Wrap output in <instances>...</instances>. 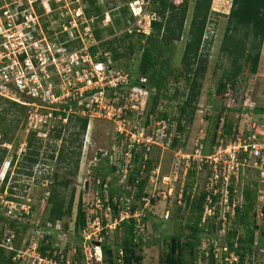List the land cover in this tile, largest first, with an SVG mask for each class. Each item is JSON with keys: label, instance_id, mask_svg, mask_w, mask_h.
Returning <instances> with one entry per match:
<instances>
[{"label": "rangeland", "instance_id": "rangeland-1", "mask_svg": "<svg viewBox=\"0 0 264 264\" xmlns=\"http://www.w3.org/2000/svg\"><path fill=\"white\" fill-rule=\"evenodd\" d=\"M124 1H100L104 5L105 19L104 24L101 27L99 26V28L106 27V25L112 26L116 32L115 35L124 31V26L118 23L122 21L121 14L118 9L114 8L124 3ZM3 2L4 0H0V5ZM190 4L192 5V1ZM231 5L232 0H213L212 2V15L206 33V40L211 43L205 45L206 50L203 52L208 58L207 71L205 78L201 81V90L197 101L198 110L191 124L187 125L185 121L183 122V131L178 130L177 119L180 116L179 102L184 100L186 95L189 94V86H187L184 78H181L176 84H171V90L168 94L171 95L176 88L179 89L176 94L177 99L173 101L162 100L159 104L158 111L161 113L166 112L170 115L165 120V124L157 119V114L148 115L147 98L150 92L147 96L144 94H129L127 97L126 102L128 105L126 107L136 104V101L140 103L139 106L136 105L137 109H130L128 113L127 132L129 134L134 133L141 141H145V139L150 137L153 141L150 151L146 152L143 146H137V149L132 148L130 143L131 135L121 136L117 131L118 126L113 120L107 119L108 117L89 118L87 132L83 137L78 175L75 178H70V187L63 191L68 200L72 189H75L73 216L59 222L55 227V231L59 232L63 228L67 234L71 235L68 238H64V240L61 238L59 241L62 242L59 245L71 257L78 253L75 256L77 264H91V262L102 264L95 258L87 260V257L91 256L89 251L83 252L82 246L84 242L79 238L83 239V233L78 236L75 232L74 223L80 201L89 222L92 224L94 222L99 223L98 226L95 224L89 229L91 235V240L88 244L90 245V252H96L92 247L93 244L100 245L105 239L112 241L115 237L116 228L111 224L113 222L111 213L107 212L106 207L102 206V204L99 206L96 200V179L100 173H105L106 169L115 167L114 175L118 177V186H126L127 179L124 177L127 173L126 171L135 172V169L141 165V161L130 164L131 159L128 155L132 154L134 150L139 155H142L143 165L140 172L142 178L147 176V171H145L147 167H144V164H146L145 156H147V159L148 157L151 159L152 168L147 179V192L151 198V203L143 211L144 221L142 225L144 228L141 235L145 246L143 247L144 260L142 264H159L160 259L167 251L166 245L169 241L166 240L167 234L173 233L179 227L183 229L184 233H190L187 226L192 224L196 217V212L193 211L192 206L197 203L203 193H206L207 181L213 171L210 158L215 154L216 144L223 139H225L226 143L231 140V135L224 134L223 120L226 122L229 118L231 125L244 129L249 118L247 115H242L245 114L242 110L245 107L243 104L253 105L254 109H264V42L260 52L257 72L251 74L246 68L239 76L234 89L228 88L229 90L225 96L219 91L220 81L230 69V63L226 54L221 51V46L228 25L227 15L230 12ZM81 7L83 8L82 5ZM74 8V5L69 6L70 10ZM66 11L63 8H57L52 14L41 15L39 19L40 31L37 34V38L43 41L46 50H48L46 47L48 45L50 50L54 52L53 45L56 44L57 47H61L65 43L63 39H66L65 34L67 33L64 30V26L69 17ZM192 11L193 8H190L188 23L192 17ZM130 24L135 26L137 23L131 21ZM102 35L105 39L114 37V35H109L105 30ZM76 46L77 44H73L71 48L74 49ZM183 47L184 42H180L177 45L178 53L176 59L178 61L181 58ZM138 58L139 53L130 60L123 59L116 64L121 65L124 71L134 77L137 76L135 71ZM179 68L181 69V67ZM52 78H54L52 81L57 85L59 81L55 77ZM122 93L124 92L110 93L109 97L120 101ZM19 100H22V98ZM216 106L228 109L224 110L223 113L221 112L223 120L219 122V125L217 124L219 112L214 109ZM232 107L235 109L232 110ZM41 108L44 107L42 106ZM248 112L253 113L254 120L259 121L264 118V113L251 110ZM25 121L23 110L18 107H11L8 101L0 98V156L5 155V160L0 167V213L8 219L16 220L19 223L15 224L14 227L15 229L17 228L19 244L23 247L27 238L30 234H33L36 227L49 224L46 219L48 210L47 199L43 197L46 196L51 185L52 177L58 174L62 178L73 167V165L68 167L66 164L59 163L57 157L59 149L62 147V142L55 141L52 138L49 139L48 137L49 130L52 129L51 134H54L63 127L59 119H51L49 124L44 127L42 126L43 124L33 120L32 122L27 121V123ZM147 121L148 124H146ZM36 129L38 132L41 131V135H37L39 142L33 148L38 153V162L33 168H30L26 161L27 139L29 133ZM73 130L75 129H62V141H64L66 148L71 147L69 153L77 150L78 142L71 145L70 141V135ZM44 132L46 136L43 135ZM174 138L178 139V144L175 147L172 146ZM55 148V158L51 160L50 155H52ZM100 151L102 154L98 157ZM75 159L76 157L74 156ZM154 170L158 171V174L155 176V180H152L150 173ZM242 172V176L237 183L238 192L235 194L236 198L234 197L238 207H241L245 202L243 192L247 187L250 189H259V187L264 189V183L261 182V177H259L254 168L248 167ZM7 176L5 188L2 190ZM163 176H170L172 182L165 184L162 180ZM175 177H177V180H175ZM111 178L108 177L107 181H110ZM171 189L172 192L169 195ZM164 195L167 196L166 199ZM258 195L259 192L257 191L256 198ZM260 195H264V193ZM12 199L21 203L17 204L16 210L11 211L7 208V203L10 200L13 201ZM257 204L256 199L253 213H255V209L258 210L256 208ZM21 206L27 208L28 213L24 214ZM29 207L31 208L29 209ZM225 210L222 208L217 209V216L205 223L208 226L201 225V228L210 232L208 236L203 238L199 247V264H212L208 254H205L204 251L209 254L212 253L215 248V237H219L223 233L219 220ZM234 216L235 214H231L230 218H227L229 224L226 226V237L228 236V229L236 227L233 225L236 222ZM255 218L256 216L250 220H255ZM104 222L106 223L105 225ZM263 225L260 221L258 233ZM10 226L8 223H0V231L4 227L5 235L10 234L12 233V230L9 229ZM237 228L239 229V235L243 238V228ZM261 246L262 251L261 249L258 251L254 247V253L245 258V264H264V241L261 242ZM23 247L21 250L25 249ZM216 253L220 256L219 250ZM21 264L30 263L24 261ZM213 264H216V262Z\"/></svg>", "mask_w": 264, "mask_h": 264}, {"label": "trees", "instance_id": "trees-1", "mask_svg": "<svg viewBox=\"0 0 264 264\" xmlns=\"http://www.w3.org/2000/svg\"><path fill=\"white\" fill-rule=\"evenodd\" d=\"M80 1L95 41V44L90 47V52L96 62H106V55H108L116 68L123 69L121 65L116 63L123 59L130 60L134 55L139 53L138 64L135 71L137 76L133 77V75L126 72L130 77V86L141 85L150 92L147 99L149 116L157 114V119L159 121H165L169 118L170 115L168 113H161L158 111L159 104L162 100H176V94L179 89L176 88L174 93L169 95L171 84L178 83L181 78L185 79L187 86H189V94L186 95L184 100L179 102L180 116L177 119L178 130L183 131V122L185 121L188 125L194 120V115L198 110L197 101L200 95L201 81L205 78L207 71L208 58L203 52L206 50L205 45L211 43L206 40V33L212 15L213 0H191L192 5L190 4V0L174 2L171 0H152L150 10L157 14L158 20L151 23V32L149 34L137 32V27L134 28L133 33L127 32L126 28L134 19L128 7V3L131 0H125L124 3L114 7L116 10L118 9L121 14L122 21L118 23L124 26V31L118 35H115L116 32L113 30L112 26L106 25V27L99 28V26L101 27L102 24H104L103 22L105 19L104 5L100 3L101 0ZM102 1L105 2L106 0ZM73 5L75 8L79 6L77 2ZM190 8H193V11L192 17L188 23ZM52 9L53 12H55L57 6L52 4ZM43 12V8L38 9L39 14H43ZM227 18L228 25L222 41L221 51L226 54L230 63V69L224 74L219 87V91H221L224 96L229 90L228 88H235L239 76L246 68L251 74L257 72L260 52L264 42V0H233ZM70 21L71 17L69 16L66 25H69ZM104 30L107 31L109 35H114V37L105 39L102 35ZM66 36L67 34H65V37ZM63 41H65V39H63ZM180 42H184V47L181 58L178 61L176 59L178 53L177 45ZM73 44H77V47H79L80 41L76 40L71 42V45ZM179 67H181V69ZM141 79H145V83L141 82ZM171 79H173V81H171ZM110 93H114V91H110L108 96H110ZM0 98L8 101L11 107H18L23 110L25 113V122L27 123V112L29 110L27 105L1 96ZM26 102H29V99H27ZM73 108L75 109L76 105H73ZM214 109L219 112L217 116V124L219 125V122L223 120V117L221 118V112L223 113L224 110L228 109L226 107L222 109L217 106ZM68 110L69 106H61L60 111L53 112L54 117L61 115L59 122H61L60 124L63 127L54 134H51L52 129L48 133L49 139L52 138L55 141L62 142V147L59 149L57 157L59 163L66 164L68 167L73 165V167L69 169L66 176L62 178L59 177L58 174H55L50 181L51 185L46 196L43 197L47 199L48 210L46 219L52 226L51 229L45 224L38 226L45 232L38 248L43 257H50L55 249L61 248L59 245V243L62 242L59 241L61 238L64 240V238L71 236L67 234L63 228L59 232H57V230L55 231V227L57 223L73 216L75 189H72L68 200V197H65L63 191L70 187V178H75L78 175L83 137L87 132L89 117H84L76 113H68ZM232 110L234 109L232 108ZM244 111H249V109H244ZM252 111L264 113V109L262 108L253 109ZM65 118H67V122L64 123L63 119ZM223 121L224 134L231 135L234 127L231 125V120L228 118L226 122L225 120ZM146 124H148V121ZM71 128L75 129L70 135L71 145L76 142L78 143L76 147L77 150L69 153L71 147L69 146L66 148L64 141H62V129L71 130ZM37 135V131L30 132L27 139L28 150L26 151V161L30 168H33L38 162V153L33 150L35 144L39 142ZM177 144L178 139L174 138L172 146L175 147ZM219 144L220 142L217 143L216 146L218 147ZM55 150L56 148L53 150L54 152L52 155H50L51 160L55 158ZM131 155L130 164L141 161V165L139 168L137 167L135 169V172H127L126 186H118V177L114 175L116 170L115 167L109 168L108 170L106 169L105 173H100L97 177L101 179V185L99 186L101 200L105 207L110 206L112 219L119 216L118 208L112 202L114 197L131 196L132 192H134L135 201L132 204L133 213L137 209L143 207L145 202L142 198L148 196L147 179L149 171L152 168V161L149 157L146 160L147 168L145 167V171H147V176L142 178L140 172L143 165V157L139 155L136 150H134ZM74 156L76 157L75 160ZM4 160L5 155L0 156V167ZM108 177H112L110 181H107ZM7 179L8 176L2 186V190L5 188ZM105 186L108 188H105ZM256 193V188L250 189L247 187L244 190L243 197L245 202L241 207L237 206L235 209L234 217L236 222L233 225L236 227L234 229H228L226 241L230 246V250L235 251L240 256L239 262L235 264H245V258L254 253L253 245L259 227L256 220L253 219L251 221L250 219L255 217L253 209L255 207ZM205 198L206 193H203L197 203L192 206L193 211L196 212V217L193 223L187 226L190 233H184L183 229L179 227L173 233L167 234L166 240H169L166 245L167 251L160 259L159 264H199V247L203 238L208 236L210 232L209 230L205 231L206 229L201 228V225L208 226L202 224ZM16 202L21 203L19 201ZM188 205L190 204L188 203ZM228 217L230 218V215H228ZM143 221L144 217L142 223ZM0 223H8L9 226L11 225L9 229L16 235L14 246L17 250H21L23 246L19 244L17 228L15 229L14 227L15 224L19 223H17L16 220L8 219L1 213ZM87 224V214L83 210V205L80 201L74 223L75 232L78 236H81ZM105 224L104 222V225ZM139 225L136 218H129L119 223L116 227L114 239L112 241L105 239L101 242L102 264H142L144 260V255L142 253L145 242L143 241ZM237 227L243 228V238L239 235V229ZM4 231L5 229L2 227L0 231V264H21L22 261H14L16 255L15 251H9L1 246L5 237ZM79 238L84 242L81 237ZM236 239L238 248L235 247ZM263 241L264 225L259 232L260 244ZM77 254H73V257L67 255V257L73 263H76L75 256ZM82 256L84 258L83 252ZM214 261V257L210 256V262L213 264ZM91 264H94V262H91Z\"/></svg>", "mask_w": 264, "mask_h": 264}, {"label": "built area", "instance_id": "built-area-1", "mask_svg": "<svg viewBox=\"0 0 264 264\" xmlns=\"http://www.w3.org/2000/svg\"><path fill=\"white\" fill-rule=\"evenodd\" d=\"M151 1L131 0L128 3L134 23H137L135 25L138 28L137 32L149 34L151 23L158 20L157 14L150 10ZM75 2L79 6L70 10L69 6ZM80 3L81 1L78 0H4L0 5V96L27 105L29 107L28 122L33 120L43 124V127L49 124L51 119H61V115L54 117L53 113L60 111L61 106H69L68 113H76L84 117H108L107 119L113 120L118 126L117 131L121 136L131 135L132 148L143 146L146 152L150 151L151 143H153L150 137L141 141L134 133L127 132L128 113L130 109H137L136 105L139 106L140 103L136 101V104L126 107L129 94L147 96L149 92L141 85L130 86L129 74L123 69L116 68L108 55H106V62L95 61L90 52V47L95 44V41ZM52 4H55L59 9L67 10V16L71 17L70 24L64 26L67 33L65 41H63L65 43L61 47L53 45L54 52L48 45L46 46L48 50H46L43 41L37 38L40 31L39 19L41 15L52 14ZM40 8H43V14L38 13ZM135 26L128 25L127 32L133 33ZM76 40L80 41V45L72 50L69 45ZM52 77L59 81L57 85L52 81L54 79ZM145 81V79H141V82L145 83ZM110 91H114V93L123 91L121 100L116 101L109 97ZM20 98L22 100H19ZM27 99L29 102H26ZM245 104L242 109L245 114L242 115H247L249 118L245 128L234 126L231 140L228 143L225 139L221 140L219 146L216 147L215 154L210 158L213 171L207 181L202 224L217 216V209H226L219 220L223 233L220 232L221 235L215 237V248L212 253L204 251L209 258L210 256L214 257L216 264H235L240 260V256L230 250L225 239V231L229 224L228 215H234L237 207L234 197L236 198L235 194L238 192L237 183L242 176V171L248 167L254 168L261 177V182L264 183V118L259 121L254 120L253 113L244 111V109L252 111L253 105ZM73 105H76L75 109ZM42 106L44 108H41ZM98 113L100 114L97 115ZM63 122H67V118L63 119ZM161 123L165 124V121H161ZM37 133L41 135V131H37ZM43 135L46 136L45 132ZM128 156L131 159L132 155ZM145 160H147V156H145ZM145 166L146 164H144ZM157 174L158 171H152L150 178L155 180ZM176 178L175 180H177ZM162 180L165 184L172 182L170 176H163ZM100 185L101 179L97 178L96 200L99 206L100 204L104 206L100 197ZM105 188L108 187L105 186ZM257 191L259 192L256 198L258 210L255 209V220L259 226L260 221L261 224H264V195H260L264 193V189L259 187ZM171 192L172 189L169 191V195ZM164 198L166 199L167 196L164 195ZM142 200L145 202L143 207L132 213V204L135 201L134 192L131 196L114 197L112 202L117 206L119 216L112 219L113 227L116 228L123 220L136 218L142 232L144 228L142 225L143 211L151 203V198L148 195ZM17 204L20 203L10 200L7 203V208L11 211L16 210ZM22 210L24 214L28 213L24 206ZM106 210L111 213L110 206H107ZM95 224L99 225L95 222L92 224L88 220V224L83 230L84 244L82 248L85 253L89 251L91 257H87V260L95 258L101 262V243L100 245L93 244L92 247L96 252H90V245H88L91 240L89 229ZM47 227L51 229L52 226L48 224ZM44 233L41 228L36 227L33 234L27 238L24 244L25 249L22 250H17L14 246L16 235L14 233L6 234L1 246L16 252L14 261H26L30 264H77L67 257V253L62 247L55 249L50 257H43L38 248ZM235 247L238 248L237 240H235ZM253 247L262 251L258 232ZM218 250L220 256L216 253ZM74 252L76 253V250Z\"/></svg>", "mask_w": 264, "mask_h": 264}, {"label": "water", "instance_id": "water-1", "mask_svg": "<svg viewBox=\"0 0 264 264\" xmlns=\"http://www.w3.org/2000/svg\"><path fill=\"white\" fill-rule=\"evenodd\" d=\"M101 154H102V152L100 151V152L98 153V157H100V156H101Z\"/></svg>", "mask_w": 264, "mask_h": 264}]
</instances>
